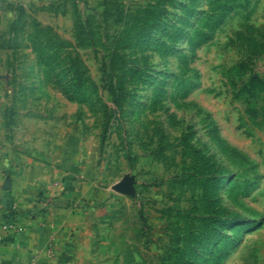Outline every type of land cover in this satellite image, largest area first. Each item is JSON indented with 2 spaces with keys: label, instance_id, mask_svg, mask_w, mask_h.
I'll return each mask as SVG.
<instances>
[{
  "label": "rangeland",
  "instance_id": "obj_1",
  "mask_svg": "<svg viewBox=\"0 0 264 264\" xmlns=\"http://www.w3.org/2000/svg\"><path fill=\"white\" fill-rule=\"evenodd\" d=\"M10 9L6 121L98 176L99 264H264V0Z\"/></svg>",
  "mask_w": 264,
  "mask_h": 264
},
{
  "label": "crops",
  "instance_id": "obj_2",
  "mask_svg": "<svg viewBox=\"0 0 264 264\" xmlns=\"http://www.w3.org/2000/svg\"><path fill=\"white\" fill-rule=\"evenodd\" d=\"M20 1L0 0V67L6 63L5 20ZM11 81L0 71V264H49L46 249L51 240L58 244L57 264H99L94 206V199L101 197L99 178L82 164L68 165L62 142L52 148L46 135L35 133V123L6 121ZM45 195L55 200L52 210L35 206ZM13 206L17 220L26 225L20 233L3 224Z\"/></svg>",
  "mask_w": 264,
  "mask_h": 264
},
{
  "label": "built area",
  "instance_id": "obj_3",
  "mask_svg": "<svg viewBox=\"0 0 264 264\" xmlns=\"http://www.w3.org/2000/svg\"><path fill=\"white\" fill-rule=\"evenodd\" d=\"M54 204H55L54 198L49 195L42 196L35 200V206L41 208L43 211L52 210ZM3 224L11 228V230H13L16 233H20L24 231L26 228V225L23 222L17 220V216L15 213V206L12 207L9 220L8 221L5 220ZM57 254H58V244L57 242H55V240H51L46 249V256L49 260V264H57L56 261ZM30 264H34V262H31Z\"/></svg>",
  "mask_w": 264,
  "mask_h": 264
},
{
  "label": "water",
  "instance_id": "obj_4",
  "mask_svg": "<svg viewBox=\"0 0 264 264\" xmlns=\"http://www.w3.org/2000/svg\"><path fill=\"white\" fill-rule=\"evenodd\" d=\"M118 187H119L120 190H127V189H129V186H128V182L127 181L121 182Z\"/></svg>",
  "mask_w": 264,
  "mask_h": 264
}]
</instances>
